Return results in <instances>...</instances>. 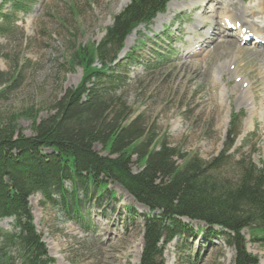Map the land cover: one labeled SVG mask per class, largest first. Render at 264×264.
Wrapping results in <instances>:
<instances>
[{
	"label": "rangeland",
	"instance_id": "1",
	"mask_svg": "<svg viewBox=\"0 0 264 264\" xmlns=\"http://www.w3.org/2000/svg\"><path fill=\"white\" fill-rule=\"evenodd\" d=\"M31 1L35 3L28 14L13 13L9 3L4 7L16 25H3L0 19L3 119L29 108L38 118L54 113L56 100L68 88L77 86L83 76L80 65L70 67L71 55L79 47L98 45L115 15L131 2ZM216 1L171 0L169 4H185L169 10L168 4L151 25H139L117 59L128 54L133 57L124 71L127 79L120 90L132 107L133 118L140 114L146 126L153 125L157 135L165 136L181 153L198 154L208 161L223 155L220 172L237 178L238 156L264 167V74L257 66L259 57L225 43L238 38L237 45L242 48L255 46L241 41L240 26H226L222 15L237 13L241 8L249 22L264 29V0ZM251 12L257 14L251 17ZM199 18L207 21L206 28L194 26ZM213 21L226 32L200 47L199 54H192L190 40L204 36ZM247 29L246 35H252ZM164 56L166 59L161 60ZM250 84L249 96L244 97L239 88L246 89ZM232 113L240 116L235 126L230 122ZM31 124L32 120L24 115L18 120L27 135L33 134ZM234 128L240 131L236 138L229 134ZM95 149L108 154L99 144ZM133 169L138 171L139 164H133ZM65 187V199L56 194L55 202H48L41 193L29 199L35 226L53 264H139L144 217L149 209L116 183H109L101 196L83 187L73 195L75 188L70 181ZM14 222V218L0 219V227L14 231ZM192 224L203 226L201 222ZM243 234L248 251L264 264V241L253 240L249 229ZM188 239L175 238L166 245L165 264H234L236 250L224 239L200 243Z\"/></svg>",
	"mask_w": 264,
	"mask_h": 264
},
{
	"label": "trees",
	"instance_id": "2",
	"mask_svg": "<svg viewBox=\"0 0 264 264\" xmlns=\"http://www.w3.org/2000/svg\"><path fill=\"white\" fill-rule=\"evenodd\" d=\"M169 1L131 0L98 45L79 47L69 65H80L83 76L56 100L54 113L38 118L29 108L6 119L0 116V219H15L14 231L0 227V264L54 263L29 199L36 193L48 202H55L56 194L65 199L67 181L75 188L73 195L83 187L101 196L109 183H116L149 209L139 264H165L166 245L182 237L224 239L236 250L234 264H259L246 247L243 231L249 229L253 240L264 241V167L241 155L239 175L231 178L219 170L223 155L208 161L181 153L153 125L146 126L140 114L132 117L120 90L133 59L128 54L117 62L127 37L139 25L151 24ZM8 3L13 13L28 14L35 1L3 0V25L17 22L3 10ZM3 76L0 71V80ZM23 115L32 120V135L18 126ZM239 121L232 113L230 122L235 126ZM229 134L236 138L240 131L234 128ZM96 144L108 154L97 151ZM193 222L203 226L196 228Z\"/></svg>",
	"mask_w": 264,
	"mask_h": 264
},
{
	"label": "bare ground",
	"instance_id": "3",
	"mask_svg": "<svg viewBox=\"0 0 264 264\" xmlns=\"http://www.w3.org/2000/svg\"><path fill=\"white\" fill-rule=\"evenodd\" d=\"M224 1V0H223ZM223 1H221V0H217L216 2L217 3H219V2H223ZM191 2V1H190ZM204 2V1H203ZM193 3V2H192ZM182 4V5H181ZM183 4H185V2H180L179 4H176V3H170L169 4V7H168V10L170 9V8H173V7H177V8H179V7H182L183 6ZM263 5V4H262ZM234 8H235V5H234ZM249 8V7H248ZM237 11L238 12H240V13H236V12H234V13H232V14H229V12L228 13H225V12H223L224 14L222 15V20L223 21H225L224 23H226V22H230V24H232V25H239L240 26V37H239V39H241V41H246V42H253L254 44H255V46L254 47H252V48H242V47H240L239 45H237V42L236 41H238V38H237V40L236 41H234L233 39V41H229V42H225L227 45H231V44H234L235 46H234V48H236V50L237 49H241V51L242 52H245V53H247V54H249V55H251V56H256V57H259V61L257 62V66L258 67H260L262 70H263V74H264V29H258V28H256L255 27V25L253 24V23H251V21L249 22V20L247 19V17L245 16L246 15V13H245V11H243V9H242V11H241V8H238L237 9ZM212 13H214V12H212ZM257 13H255V12H251V17H252V15H256ZM170 17V16H169ZM250 17V18H251ZM208 20V19H207ZM209 22V21H208ZM205 23H207V21L203 18V19H201V18H199V19H197V21L194 23V26H196L197 28H198V26H202V27H204V28H206L205 27ZM217 25H218V23H217V21H213L212 22V24L211 25H209V27H208V29L206 30V32H205V34H204V36H202V37H195L194 39H192V40H190V43H191V46H190V52L192 53V54H199L200 52H201V50H200V47H205V44H207L208 42H211V41H213V40H215V36L216 35H218V34H222V33H224V32H226V30L225 29H221V28H219V27H217ZM227 26V25H226ZM225 26V27H226ZM246 28V29H244V32H243V28ZM247 28H250V30H252V32H253V36H254V38L253 39H251L250 41H248L247 39H246V36L247 35H249V34H247L246 35V32L248 33V29ZM263 28V27H262ZM217 29H218V32H217ZM201 34V33H200ZM251 34V33H250ZM219 38V37H218ZM229 39V38H228ZM228 41V40H227ZM224 42V41H223ZM256 44H258V45H256ZM190 52H188V53H190ZM235 57H236V59L237 60H239L240 59V56H238V55H236L235 54ZM189 59V58H188ZM234 59V58H233ZM235 60V59H234ZM186 61H188V60H186ZM219 61V60H218ZM222 61H223V59H222ZM233 61V60H232ZM232 64V63H231ZM226 66V65H225ZM224 66V67H225ZM228 67V66H227ZM227 67H226V69H227ZM217 69V68H216ZM221 71V73H224L222 70H220ZM219 71V72H220ZM215 74V73H214ZM220 74V73H219ZM247 83V82H246ZM248 84V83H247ZM241 86H242V84H241ZM251 88H252V86H251V84L245 89L244 87H242V88H239V91L240 92H242V94L244 95V97H248L249 96V93H250V90H251ZM243 98V97H242ZM251 99V98H250Z\"/></svg>",
	"mask_w": 264,
	"mask_h": 264
}]
</instances>
